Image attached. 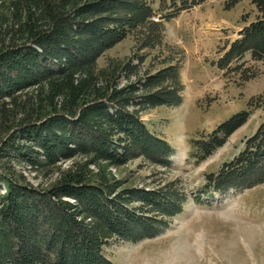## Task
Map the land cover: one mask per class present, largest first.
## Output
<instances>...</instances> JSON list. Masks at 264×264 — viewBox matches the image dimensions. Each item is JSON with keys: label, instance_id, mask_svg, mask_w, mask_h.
<instances>
[{"label": "trees", "instance_id": "16d2710c", "mask_svg": "<svg viewBox=\"0 0 264 264\" xmlns=\"http://www.w3.org/2000/svg\"><path fill=\"white\" fill-rule=\"evenodd\" d=\"M252 4L256 20L225 50L218 69L238 73L264 64V0ZM0 12V264H112L104 255L111 240L156 237L185 200L174 183L124 188L105 174L93 181L88 170L139 158L169 166L171 146L140 113L181 103L177 69L123 87L114 69L106 76L96 71L97 60L128 36L157 31L153 0H0ZM137 69L128 64L121 71L129 80ZM248 117L238 113L194 141L195 156L203 161L221 148ZM76 158L85 161L46 188L15 170L23 165L48 178ZM205 182L204 199L263 184L264 124Z\"/></svg>", "mask_w": 264, "mask_h": 264}, {"label": "rangeland", "instance_id": "374dc122", "mask_svg": "<svg viewBox=\"0 0 264 264\" xmlns=\"http://www.w3.org/2000/svg\"><path fill=\"white\" fill-rule=\"evenodd\" d=\"M232 2L153 0V17L161 18L152 20L158 24L157 31L153 35L135 32L96 62V71L104 76L114 69L120 87L168 67L177 69L183 87L179 105L140 113L147 129L171 146L168 167L143 158L117 169L106 164L89 166L93 181L105 174L124 188L144 190L174 183L185 197L182 212L168 219L156 237L137 243L111 240L104 255L112 264H264V183L207 199L201 193L206 177L218 174L236 158L264 124V64L249 63L238 73L215 66L258 16L252 0ZM128 64L138 68L129 80L122 72ZM241 112L249 113L247 122L221 148L203 161L195 156L194 141L206 138ZM84 161L62 163L48 178L30 173L23 165H15V170L32 185L46 188Z\"/></svg>", "mask_w": 264, "mask_h": 264}, {"label": "built area", "instance_id": "2783aa9c", "mask_svg": "<svg viewBox=\"0 0 264 264\" xmlns=\"http://www.w3.org/2000/svg\"><path fill=\"white\" fill-rule=\"evenodd\" d=\"M152 20H153L154 22H159V21H160V17H158V16H157V17H153Z\"/></svg>", "mask_w": 264, "mask_h": 264}]
</instances>
